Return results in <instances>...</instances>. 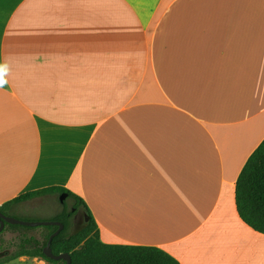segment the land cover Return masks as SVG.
Listing matches in <instances>:
<instances>
[{
	"label": "crops",
	"instance_id": "obj_1",
	"mask_svg": "<svg viewBox=\"0 0 264 264\" xmlns=\"http://www.w3.org/2000/svg\"><path fill=\"white\" fill-rule=\"evenodd\" d=\"M4 64L0 207L61 187L103 244L264 264L234 201L264 140V0H0Z\"/></svg>",
	"mask_w": 264,
	"mask_h": 264
},
{
	"label": "trees",
	"instance_id": "obj_2",
	"mask_svg": "<svg viewBox=\"0 0 264 264\" xmlns=\"http://www.w3.org/2000/svg\"><path fill=\"white\" fill-rule=\"evenodd\" d=\"M61 194H64L66 200L73 201L74 212L67 211V207L64 205L61 211L52 219L64 225L63 230L51 240L50 249L53 255L68 254L71 260L70 264H179L157 248L101 243L95 222L88 213L84 201L61 187H50L21 195L2 205L0 213L14 217L9 210L20 203L45 195H54L59 198ZM234 201L241 222L255 233L264 235V140L248 157L236 179ZM81 208L85 212L84 227L71 234L69 233L70 219ZM42 228L44 232L41 241L21 234L15 244L16 249L6 256L3 261L0 260V264L19 257L40 259L49 264H65L63 260L53 261L44 256L42 250L47 244L49 236L55 232L57 227L42 226ZM17 229L30 230L34 228L5 224L1 233L5 230ZM2 245L4 244L0 240V252Z\"/></svg>",
	"mask_w": 264,
	"mask_h": 264
},
{
	"label": "rangeland",
	"instance_id": "obj_3",
	"mask_svg": "<svg viewBox=\"0 0 264 264\" xmlns=\"http://www.w3.org/2000/svg\"><path fill=\"white\" fill-rule=\"evenodd\" d=\"M73 201L70 199L64 198V203L61 204L58 202L56 196L51 198H41L33 201H29L23 203L18 206V208L14 211V218L27 221V222H44L51 221L56 215L53 214L55 212H60L62 206H67L68 210H71ZM84 211L81 209L78 210L75 216L70 219L69 233L73 234L79 231L84 227ZM43 228L36 227L30 230H5V232L1 233L0 240L3 242L2 250L0 252V258H4L3 256H8L13 253L15 250V244L18 242V238L21 234H24L27 237H32L36 240L41 241L43 235ZM7 248V250H3ZM7 254V255H5ZM11 263V262H10ZM13 264H49L40 259L28 258V257H19L15 261H12Z\"/></svg>",
	"mask_w": 264,
	"mask_h": 264
},
{
	"label": "water",
	"instance_id": "obj_4",
	"mask_svg": "<svg viewBox=\"0 0 264 264\" xmlns=\"http://www.w3.org/2000/svg\"><path fill=\"white\" fill-rule=\"evenodd\" d=\"M64 194H61V196L59 197L60 203L63 204L64 203ZM87 221V219H86ZM5 224H9V225H19V226H24V227H30V228H36V227H42V226H54L57 227V229L55 230V232H53L47 241V244L45 245V247L43 248L42 252L44 254L45 257H47L50 260L53 261H59V260H63L65 262V264H70L71 260H70V256L68 254H61V255H53L50 249V243L51 240L57 236L64 228V225L59 222V221H44V222H27V221H21L18 220L12 216H6L2 213H0V233L3 231Z\"/></svg>",
	"mask_w": 264,
	"mask_h": 264
},
{
	"label": "clouds",
	"instance_id": "obj_5",
	"mask_svg": "<svg viewBox=\"0 0 264 264\" xmlns=\"http://www.w3.org/2000/svg\"><path fill=\"white\" fill-rule=\"evenodd\" d=\"M6 73L7 65H0V87H3V85L7 83V81L4 79Z\"/></svg>",
	"mask_w": 264,
	"mask_h": 264
},
{
	"label": "flooded vegetation",
	"instance_id": "obj_6",
	"mask_svg": "<svg viewBox=\"0 0 264 264\" xmlns=\"http://www.w3.org/2000/svg\"><path fill=\"white\" fill-rule=\"evenodd\" d=\"M60 197V196H59ZM58 199V202H60V200H59V198H57ZM67 207V206H66ZM67 211H70V212H74V208H73V204H72V208H71V210H68V208H67ZM78 212V211H77ZM76 212V213H77ZM76 213L73 215V216H75L76 215ZM72 216V217H73ZM84 216H85V214H84ZM84 220H85V217H84Z\"/></svg>",
	"mask_w": 264,
	"mask_h": 264
}]
</instances>
